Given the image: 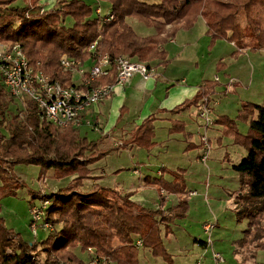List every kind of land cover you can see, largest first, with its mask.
Masks as SVG:
<instances>
[{
  "label": "trees",
  "instance_id": "trees-1",
  "mask_svg": "<svg viewBox=\"0 0 264 264\" xmlns=\"http://www.w3.org/2000/svg\"><path fill=\"white\" fill-rule=\"evenodd\" d=\"M43 1L0 0V45H19L33 67L64 87L73 83L72 73L60 66L63 55L85 63L92 55L89 47L97 42L95 53L107 54L112 62L126 56L146 64L148 69L167 67L170 60L165 46L178 32L193 29L199 19L205 21L207 35L213 41L226 40L236 47L231 54L234 61L246 51L264 49V0H58V6L50 10H44ZM101 7L107 14L96 13ZM110 14L113 18L106 20ZM69 19L73 24H67ZM130 19L154 33L140 35ZM226 68L222 61L217 65L218 71ZM115 75L113 68L108 76L94 80L92 87L113 84ZM220 86L219 80L203 81L191 100L170 112L179 114L199 107L201 100L213 96ZM14 102L18 100L0 84V264H92L95 255L109 264H140L141 249L173 264L165 239L173 234L172 225L185 219L189 210L191 194L185 170L161 167L159 177H145V186L156 189L161 200L156 209L136 203V192L123 194L101 184L87 191L65 187L51 194L28 190L31 204L37 205L36 200L42 203L38 205L43 212L40 223H49L51 229L43 230L39 225L40 232L46 234L38 237V232L34 235L31 231L30 239H25L7 227L1 216V201L28 188L16 175V166H38L40 182H45L49 174L57 180L75 176L82 187L85 181L102 179L92 177V166L113 151L101 149L100 142L89 140L80 128L55 130L39 119L37 106L30 100L12 111ZM155 121L150 117L135 127L117 149L152 151L156 146ZM215 124L224 128L234 145L247 152L232 165L239 178L233 213L237 222L247 221L244 236L236 243L252 250L256 259L259 251L264 252V104L242 101L236 119L222 115ZM240 124L247 126L246 133L241 132ZM169 133H185L184 124L174 123ZM190 149L194 148L187 151ZM166 195L176 196L177 203L166 208ZM45 202L49 204L43 209ZM33 222L31 216L30 228ZM196 242L207 247L205 242Z\"/></svg>",
  "mask_w": 264,
  "mask_h": 264
},
{
  "label": "rangeland",
  "instance_id": "rangeland-1",
  "mask_svg": "<svg viewBox=\"0 0 264 264\" xmlns=\"http://www.w3.org/2000/svg\"><path fill=\"white\" fill-rule=\"evenodd\" d=\"M86 1L89 2V0ZM57 2L58 0L43 1V4H45L43 6L44 10H50L58 6ZM90 2L92 3L93 1ZM18 4L20 6L25 5V3L22 2ZM103 4L105 3L103 2ZM101 10L103 15L107 14L106 8L101 7ZM130 23L142 36L152 35L154 33L153 29L146 28L136 20L130 19ZM67 24H73V20L69 19ZM217 30L218 26H216V31ZM168 48L173 58L168 68L170 71L175 74L176 72L182 74L191 83H201L205 80H219V83H223L225 86L224 91L217 93L223 95L225 99L219 102V105L216 99L213 103L210 101V109L212 111L210 118L213 120V124L208 130L211 147L206 163H203L200 161L201 158L199 160L198 157L194 155H192V157L191 155H187L182 158V152L176 147V144L171 145V140L166 137L169 131H166L162 125L158 124L156 125L157 134L165 141L159 148L169 149L168 156L164 155V152H161V154L153 153L151 160L147 161L145 151L134 149L132 152H122L117 148H113L116 152L92 166V177L97 178L103 176L102 179L98 181H85V185L82 187L76 182L75 176L57 180L51 178L52 175L49 174V178L46 179L45 182H40L38 181L40 169L38 166H16V175L28 186V188L18 190V195L16 197H6L1 201L3 209L1 216L5 219L8 228H12L16 232L21 233L23 238L30 239V232L32 231L30 228L31 216L34 218L33 210L37 209L41 202L36 200L37 205L31 204L33 200L28 190L35 192L40 191L43 194H51L65 187H70L78 191H87L95 184H101L123 193L124 191L117 188L122 187L124 184V188L121 189L126 190L132 185H137L139 180H141V178L143 179V176H145L144 171L148 169L144 166L141 168V175H137L139 172L135 174V168L142 166L143 164H141V162L145 159L147 164L150 163L149 166L156 165L152 167L153 170L151 171L153 173L157 171L154 168L160 169L161 167H169L172 169L182 167L188 169L190 178L193 177V180L190 179L189 183L192 187L197 189L196 194L193 195L194 198H192L190 202H201L203 206H209L211 209L217 208L222 213L220 217V220H222L221 227L227 226L231 232L234 231L235 226V231L237 229L239 234L245 232L247 229V221L237 222L233 213L235 206L234 198L239 189V178L233 172L232 165L238 163L245 157L247 152L242 147L234 145L232 138L225 133L222 126L218 127L219 125L215 124V120L221 115H227L232 119H236L242 101H249L261 105L264 104V49L260 50V52L251 53L250 55L247 54L246 52L248 51H246L243 55L244 57H241L242 61H234L231 58V53L235 50V47L226 40L217 39L213 41V39L207 35V27L203 19L198 22L193 29L180 32L177 41L170 43ZM221 61L226 64L227 71L226 69L221 71L217 70V65ZM154 74L153 71V78L157 79L158 76ZM76 76L78 77V75ZM224 94L228 95L225 96ZM26 101H28V99L24 98L18 100V103L14 102L13 105H11V110L15 111L17 108H23ZM215 106L218 107L215 108ZM242 125L243 124H240L239 128L245 127L244 131L246 133L247 126ZM199 128L200 125H198V128L194 131L196 140L200 139ZM194 129L195 127H193L192 130ZM58 131L62 132V130ZM95 136V133H91L89 137L93 139ZM121 138L114 137L115 142L113 141L112 144H120L119 141L123 142ZM109 144H111L110 141ZM120 146L121 145H119V147ZM118 150L121 153H119ZM201 150L203 153L204 150ZM118 170L121 172L116 173ZM147 201L150 203L144 205L152 207L154 202L148 199ZM160 201L159 198V204ZM155 202L157 203V201ZM47 203L45 202V204ZM206 223H212L216 226V221L213 222L208 220L203 224L205 225ZM203 224L201 223L200 226L197 225L198 227L193 228L192 233L198 238V241H201L199 238L205 241L208 240L207 244L209 246L207 248H202L195 240L192 241V237L184 232H180L178 229L175 236L177 240L174 239V242H177L180 249L173 246H166L168 252L172 254L173 264H184L186 262L189 264H211V262L212 264H218L216 260H214V254L223 256L225 262L221 264H261L260 259H263L262 253H260L262 255H258V258L254 259L252 258V250L238 247L236 242L243 237L239 240L232 241V232L224 233L218 231L219 229H214L208 236V234H205ZM40 231L41 230L38 228V237L46 234ZM235 233L237 234V232ZM33 234L35 235L34 232ZM250 247L252 248L253 246ZM235 251L241 252L242 254L238 256L241 260L240 262L235 256ZM75 252L79 254V250H75ZM82 258L85 260V255H83ZM140 261L143 264H169L161 258L153 257L149 250L145 251L142 249ZM85 263L87 264V262Z\"/></svg>",
  "mask_w": 264,
  "mask_h": 264
},
{
  "label": "crops",
  "instance_id": "crops-1",
  "mask_svg": "<svg viewBox=\"0 0 264 264\" xmlns=\"http://www.w3.org/2000/svg\"><path fill=\"white\" fill-rule=\"evenodd\" d=\"M200 21H202V19H199L198 22ZM198 22L196 23V25L198 24ZM180 32H178L174 40L170 41L165 46V49L168 52V60H170V65H171L173 58L170 54L168 46L170 43L177 41V37ZM235 50H236V47H235ZM246 53L249 55L251 54L250 52H246ZM243 57L244 56H242V58ZM242 58H240L239 61H242ZM83 64H84L85 69L88 70L93 65V61L90 58L87 62ZM170 65L168 67L155 65V68L151 69L154 71L156 76H158L157 79L152 78L150 80H144L140 75L137 74V75H134L124 86H117L114 90V93L108 99L90 108L87 112L83 114V125L80 127L82 135L86 136L89 140L99 141L100 142L99 147L101 149L113 150L110 153L111 155L112 153L116 152V150H114L113 148H119V145H122L121 141H119L120 144L118 143L112 144L113 141L115 142L114 137L115 138L122 137L121 139L124 142L125 140L130 138V133L135 127L141 125L146 119L150 117H155L156 121L154 122V127H155L156 136H155L154 141L156 142V146L152 151L148 152L138 147H129L125 150L119 149L122 152H125V151L132 152L134 149L145 151L146 160L150 161L151 158L153 157V153L161 154V152H164V155L166 156L169 155L168 154L169 149L168 150L166 148L162 149V147L159 148V146L163 145L165 141L162 140L160 136L157 134L156 125L158 124L162 125L166 129V131L167 130L169 131L174 123L182 122L184 124L185 133L170 134L168 132V135L166 137L169 140H171L170 142L171 145L176 144V147H178L179 150L182 152L181 154L182 158H184V156H187V155H191V157L192 155H194V156H197L198 159L200 160L201 155H202L201 149H203V147H202V143H200V139L196 140L195 138L196 136L194 134V131L198 128V125H200L201 127L203 124V122L201 121L198 115L199 107L197 108L192 107L191 109L185 112H181L179 114H172L170 111L174 109L175 107H177L178 105L182 104L183 102L187 100H191L196 95L203 81L201 83H191L182 74L177 73V72L175 74L172 71H170L168 69ZM227 74L229 75L228 72ZM114 78H116V75ZM72 83L73 85L79 87L81 84V81L79 80V76L73 77ZM224 90H225V86L223 85V83H221V86L216 89V93L213 96L209 97L210 101L213 103V101L216 99L219 105V102L225 99V97L217 93L224 91ZM224 95L227 96L228 94H224ZM202 101L203 99L201 100V103ZM216 107L218 106H215V108ZM193 127H195L194 130H192ZM244 128L245 127H240L241 131L245 132ZM199 131H201V128H199ZM91 133H95L96 135L93 139L89 137ZM199 138H200V135H199ZM109 141L111 144H109ZM189 148H194V149H190L189 151H187V149ZM120 151L119 153H121ZM146 160L143 159V161L141 162V164L143 165L138 168H135V174L139 172L137 175H141V168H143V166L147 167L148 169L144 171L145 176H143V179L141 178V180H139L137 185H132L131 187H128L126 190L121 189V188H124V184L120 188H117V187L115 188L122 190L124 192H136L135 196L133 197V200L136 203L146 208L156 209L159 207L158 193L156 189L145 186L144 179L147 176L159 177L161 174H160L159 168H154L157 171L153 173L151 171L153 170L152 167L156 165L149 166L150 163L147 164ZM169 169L176 171V172L185 170L186 171L185 180H186V184L189 190V194L192 191L196 192L197 189L192 187V185H190L189 183V180L190 179L193 180V177L190 178L188 169H185L182 167L177 168V169H172V168H169ZM165 178L169 180L173 179V177H171L170 175H166ZM192 198H194V196L189 195V210L186 215V218L183 220H177L172 225L173 234L167 239H165L166 246L168 247L173 246L175 248L177 247L180 249L177 242H174V239L177 240L175 236H176L178 229L180 232H184L188 234V236L192 237V241L195 240L196 242L198 238H196V236L193 235L192 233L193 228L198 227L197 225L200 226L201 223L203 224L208 220H211L213 222L216 221L215 229L217 230L219 229L218 231L224 232V233L232 232L233 233L232 239H231L232 241L239 240L241 239V237H243L244 232L243 234H239L237 229L235 231V226H234V231H231V232L229 231V227L227 226L221 227L222 220H220V217L222 213L217 208L211 209L209 206H203V203L201 202H190ZM147 199L150 200L151 202L152 201L154 202L152 207H148L147 205H144L146 203H150L149 201H147ZM165 199L168 201L166 208L175 205L178 201V198L174 195H166ZM155 201H157V203ZM235 232H237V234ZM199 240L205 243L208 242V240L205 241L200 238ZM210 245H214V244H210ZM200 246L202 248H207L209 245L207 244V247H204L203 245H200ZM260 253L263 254V259L262 258L260 259V263L263 264L264 263V252L263 251H259L257 253V258H258V255H262ZM235 254H236L235 256L238 258L240 262L241 260L239 259L238 256L242 255L241 252L235 251ZM224 262L225 261L219 262L218 264H221ZM140 264H143V263L140 262ZM184 264H189V263L186 262Z\"/></svg>",
  "mask_w": 264,
  "mask_h": 264
},
{
  "label": "built area",
  "instance_id": "built-area-1",
  "mask_svg": "<svg viewBox=\"0 0 264 264\" xmlns=\"http://www.w3.org/2000/svg\"><path fill=\"white\" fill-rule=\"evenodd\" d=\"M96 13L103 16L100 8ZM108 17L106 20L113 18L111 14ZM96 47L97 42L89 47L93 65L88 70L80 61L67 55L61 57L60 66L63 71L72 73V78L78 75L81 81L79 87L75 85L64 87L60 82L52 80L45 73L33 67L19 45H14L12 48L0 45V84L16 100L26 98L34 102L38 109L39 119L49 122L56 130H64L69 127L80 128L83 125V114L108 99L117 86H124L137 74L144 80L153 78V70L148 69L146 64L126 56H120L112 62L107 54L97 55ZM113 68L116 71L115 83L92 87L94 80L108 76ZM210 105L209 98H204L198 112L199 118L203 122L200 127L202 130L199 133L204 150L201 156L203 163H206L211 147L208 136V130L213 124V120L210 118L212 112ZM190 194L193 196L196 192ZM48 204H43L42 208L46 209ZM33 211L32 231L36 234L39 225L43 230L51 229L49 223H40L43 216L42 210L38 207ZM204 229L205 234L209 236L214 231L215 225L206 223ZM137 244L141 246L140 241ZM217 255L219 254H214V260L217 263L223 262V256ZM92 264L109 263L95 255Z\"/></svg>",
  "mask_w": 264,
  "mask_h": 264
}]
</instances>
